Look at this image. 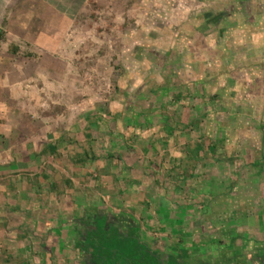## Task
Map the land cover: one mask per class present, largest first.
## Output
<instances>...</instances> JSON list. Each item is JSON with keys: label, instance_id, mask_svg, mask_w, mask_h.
Returning a JSON list of instances; mask_svg holds the SVG:
<instances>
[{"label": "rangeland", "instance_id": "obj_1", "mask_svg": "<svg viewBox=\"0 0 264 264\" xmlns=\"http://www.w3.org/2000/svg\"><path fill=\"white\" fill-rule=\"evenodd\" d=\"M49 2L0 0V30L6 33L0 41V175H16L12 164L22 170L37 150L55 142L64 167L79 155L96 156L117 168L112 175H122L118 156L136 159L123 154V139L144 135L141 144L156 150L144 158L140 145L141 163L169 164L173 151L179 166L189 156L199 158L187 171L198 179L177 195L182 210L188 208L185 221L189 213L197 215L178 225L210 242L215 217L196 219L201 211L195 206L204 204L190 190L205 186L209 171L217 173L210 167L228 164L224 160L236 149L241 156L255 146L251 161L264 149V0H59L61 15L47 8ZM179 92L182 100H173ZM145 110L168 116L172 136L158 124L140 127L144 119L134 117ZM220 140L223 157L211 154ZM33 159L31 167L48 166V159ZM88 162L96 176L98 163ZM64 169L65 178L88 170ZM103 178V188L110 182L116 190L124 180ZM169 226L162 234L174 241L179 229Z\"/></svg>", "mask_w": 264, "mask_h": 264}, {"label": "crops", "instance_id": "obj_2", "mask_svg": "<svg viewBox=\"0 0 264 264\" xmlns=\"http://www.w3.org/2000/svg\"><path fill=\"white\" fill-rule=\"evenodd\" d=\"M58 1L50 0L46 6L55 14L58 12L61 15L62 9L57 6ZM189 83V80L185 82L188 89ZM180 88V92L187 93L185 86ZM180 92L174 94L173 100H182L183 94ZM148 113L149 110H145L135 115L134 118H140L138 123L141 118L144 119L139 123L140 127L158 124L157 127L164 129L166 135L172 136L168 116ZM143 137L144 135H140L139 139L131 134L123 139V154L125 151L127 156L134 155L136 159L135 163H131L124 156L123 159L121 154L118 156L124 166L122 175H112L117 168L110 162L105 164L96 156L91 161L87 155H79L77 160L72 159V164L64 167L61 162L62 147L56 142L42 146L33 155L34 159L30 158L31 163L33 159V164L41 163L43 159L46 162L48 159V166L31 167L29 163L18 170L19 166L12 164L10 172L16 175H0V264H132L117 258L118 254L110 257L111 249L118 248H112L107 242L101 244L99 237L102 235L97 234L100 230L99 223L105 225V233L112 228L114 231H110V235L113 233L124 239H138L144 244L149 252L144 256L150 259L146 264H171L172 260L176 264H264V194L260 195L261 191L264 193V149L260 146L254 161L250 157L255 155V146L243 152L242 157L239 149H236L230 160H224L228 164L216 162L210 167L217 173L209 171L210 179H206L208 181L205 186L200 184L196 189L190 190L204 204L195 206L199 213L201 211L196 219L215 217L211 219L215 225L211 234L214 238L208 242L206 238L199 237L197 240L193 238L192 232L187 234L179 229L185 223L188 224L189 217L192 219L197 215V211L195 214L189 213L190 216L185 221L188 208L182 210L184 201L177 195L183 190L189 192L188 186L198 179L197 174L193 176V171L189 174L187 171L190 167L195 169L199 158L189 156V162H182L179 166L172 146L169 149L173 151L174 159L169 164L141 163L139 158L142 152L144 158H148L150 151L156 150L152 143L143 146ZM164 139L166 140L165 135ZM223 143L222 140L220 146L216 145L221 149L213 146L211 154L225 156L226 146ZM140 145L142 151L139 154ZM158 145L162 147V144ZM168 156L171 154L168 153ZM220 157L218 160H221ZM242 158L244 161L238 162ZM88 161L93 162L92 166L97 162L99 166L94 169L103 175L97 173L95 176ZM63 167L76 172L88 170L83 174L74 172V176L65 178ZM165 167L168 172L164 175ZM199 167L203 169V166ZM227 168L229 171L225 172L228 176H223V169ZM128 173L137 175L129 178ZM89 176L95 177L92 179L99 187L95 184L94 188L90 187ZM103 177L114 178L117 182L121 177L124 180L119 182L116 190L114 185L109 187L110 182L103 188ZM84 181L87 182L86 186L82 185ZM97 188L101 190L98 191ZM172 223L180 232L172 230L177 236L180 235L174 241L162 234L163 231H169L166 227H170L169 224ZM174 233L171 235L174 236ZM99 246L103 248L102 260L94 256L96 253L101 255L96 251ZM208 256H212L214 262L207 261ZM135 264H139L138 261Z\"/></svg>", "mask_w": 264, "mask_h": 264}, {"label": "trees", "instance_id": "obj_3", "mask_svg": "<svg viewBox=\"0 0 264 264\" xmlns=\"http://www.w3.org/2000/svg\"><path fill=\"white\" fill-rule=\"evenodd\" d=\"M209 22H214L213 20L212 21H209ZM6 38V33L2 30H0V41H4ZM58 144V143H57ZM52 151H55V150H52ZM95 158V157H94ZM94 158H92V160H94ZM91 160V161H92ZM85 163V162H84ZM260 177L262 178V176L260 175ZM110 227V226H109ZM111 232L114 231L112 228H110ZM105 231V229H104ZM103 230H99L97 232V234L101 237H99V240L101 241V244L103 242H107V245L110 244V246L112 248H118V249H111V258H113L114 256H116L117 254V258H122L123 260H125L126 263H132V264H135L137 261L139 264H142V262L144 264H146L148 261H150V259L146 260V257L144 256L145 253L148 254L149 252L147 251V249H145V245L142 244L138 239L135 241V240H132L131 238H127V239H124V237H119V236H114L113 233L110 235V231L105 233ZM105 235V237H104ZM108 235V237H107ZM107 237V238H106ZM105 238V239H104ZM125 242L127 243H130L131 246L129 247V245L126 244L125 246ZM145 247V248H144ZM102 246H99L98 247V250L96 251H99L101 253V255L99 253H96L94 256L99 259H103V256H102ZM120 252V254H119ZM109 258V256H108ZM139 259V260H137ZM159 264H165V263H160ZM170 264V263H169ZM171 264H176V262H174V260L171 261ZM180 264V263H178Z\"/></svg>", "mask_w": 264, "mask_h": 264}]
</instances>
